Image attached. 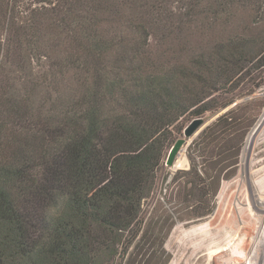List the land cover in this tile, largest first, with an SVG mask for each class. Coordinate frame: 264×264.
I'll list each match as a JSON object with an SVG mask.
<instances>
[{
  "label": "trees",
  "instance_id": "trees-1",
  "mask_svg": "<svg viewBox=\"0 0 264 264\" xmlns=\"http://www.w3.org/2000/svg\"><path fill=\"white\" fill-rule=\"evenodd\" d=\"M258 68L264 0H0V264H167L237 171L234 110L145 208L158 171Z\"/></svg>",
  "mask_w": 264,
  "mask_h": 264
},
{
  "label": "rangeland",
  "instance_id": "rangeland-1",
  "mask_svg": "<svg viewBox=\"0 0 264 264\" xmlns=\"http://www.w3.org/2000/svg\"><path fill=\"white\" fill-rule=\"evenodd\" d=\"M254 74L257 76L256 81L251 80L248 76L237 89L229 93V98L233 99V102L226 108L217 112H207L200 116L204 119L203 125L192 137L187 138L174 164L168 165L166 163L167 154L158 171L155 188L151 197L146 200L145 208H148L149 205L152 206L156 198L161 196V190H163V187L165 190L167 184L165 182V177L169 172H171V174L168 178V182L171 181L172 175L178 170H187L190 167L189 152L191 151V147H193L192 142L197 138L199 133L220 114L228 110H234V113L238 116L237 128H241L240 133H242V130L246 132L238 158L237 171L230 179L223 180L220 190L213 200L214 207L210 213L203 217H190L183 213V215H181L182 218L177 219L175 226L164 244L166 252L170 256L167 264H227L225 262L228 256L227 251L223 254L224 256H222L221 259L217 258L216 260H213L209 254L210 251L213 249L215 250L219 246L235 245L237 240L239 242V240H241L239 238L244 236L242 230H237L234 236L227 235L224 238L219 236L222 234L221 230H227V224L223 221V217L226 215H233L236 221L235 224L238 223L239 226L241 225L239 228L242 227V229L246 231L248 243L251 240H255L260 244L264 237V218H261L260 210L256 206L257 203L260 202V199L264 198V171L262 173H256L257 170L262 169V167L264 168V83L260 87H254L253 84L254 82L256 84L262 79L264 81V68L261 70L259 68L254 69ZM191 120L186 122V126ZM259 124L260 130L251 146V151L247 152L246 148L249 137L253 130L256 127L258 128ZM182 136H184V130L178 138ZM237 139L238 134L234 136V143L237 142ZM248 200L251 201L249 202ZM252 209H256L257 212ZM199 225L202 226L200 227ZM229 232H231V229H229ZM182 235L183 237H181ZM256 248V245L252 247V253L256 251ZM247 249H249V247H247ZM236 251L237 248L233 249V255ZM240 259L243 260V254L240 255L239 260ZM261 264H264V258Z\"/></svg>",
  "mask_w": 264,
  "mask_h": 264
},
{
  "label": "bare ground",
  "instance_id": "bare-ground-1",
  "mask_svg": "<svg viewBox=\"0 0 264 264\" xmlns=\"http://www.w3.org/2000/svg\"><path fill=\"white\" fill-rule=\"evenodd\" d=\"M263 117V116H262ZM261 117V118H262ZM262 121V120H261ZM260 121V122H261ZM264 123V122H263ZM259 126H260V124L258 125V128L256 127L254 130H253V132L251 133V135H250V137H249V140H248V145H247V148H246V151L247 152H250L251 151V146H252V144H253V142H254V140H255V137L257 136V134H258V132H259ZM264 127V126H263ZM259 138V137H258ZM258 140V139H257ZM247 167V166H246ZM245 167V168H246ZM264 171V168L262 167V169H259V170H257L256 171V173H262ZM264 175V174H263ZM260 177V176H259ZM261 180V179H260ZM262 181V180H261ZM263 183H264V181H263ZM252 187V186H251ZM263 188H264V184H263ZM247 189V188H246ZM229 193V192H228ZM249 193H251V192H249ZM248 193V194H249ZM233 194V193H232ZM264 195V194H263ZM247 196V195H246ZM258 200V199H257ZM249 201V200H248ZM251 201V200H250ZM249 201V202H250ZM259 201V200H258ZM252 203V202H251ZM246 204V203H245ZM238 206V205H237ZM253 206V205H252ZM257 208L260 210V215H261V218H264V198L262 199H260V202H258L257 203ZM237 208V207H236ZM247 208V207H246ZM249 210V209H248ZM252 210H256V209H252ZM251 210V211H252ZM254 211H252V212H254ZM256 212H257V210H256ZM259 213V212H258ZM223 221H225L226 222V227H227V230L226 229H224V230H221L222 231V234H220L219 236L220 237H226L227 235H229V236H234L235 234H236V232H237V230L239 231V230H242V232L244 233V236L243 237H241V238H239V239H241V240H239V242H238V240H237V243H235V245H226V246H219V247H217L215 250L213 249H211L212 251H210L209 252V254L211 255V257H212V259L213 260H216L217 258H220L221 259V257L222 256H224L223 254L227 251L228 252V256H227V254H226V263L227 264H261V262H262V260H263V258H264V237H263V239H262V241H261V243L260 244H258V242L257 241H250L249 243H248V241H247V233H246V231H244L243 229H242V227L241 228H239L240 226H239V224L237 223V224H235V220H234V216L233 215H226V216H224L223 217ZM222 221V222H223ZM209 224V223H208ZM225 225V224H224ZM197 226V225H196ZM200 226V225H199ZM202 226V225H201ZM200 226V227H201ZM212 226H215V225H212ZM231 226H233V227H231ZM205 227H206V225H205ZM210 227V226H209ZM206 229V228H205ZM229 229H231V232H229ZM193 231V230H192ZM195 232V231H194ZM193 232V233H194ZM201 232V231H200ZM210 232V231H209ZM192 233V234H193ZM197 233V232H196ZM189 234V233H188ZM187 234V235H188ZM209 235V234H208ZM239 235V234H238ZM181 237H183V235L181 236ZM200 237H201V235H200ZM199 237V238H200ZM240 237V236H239ZM192 238V237H191ZM229 238V237H228ZM203 241V240H202ZM232 242V241H231ZM230 242V243H231ZM182 243V242H181ZM180 243V244H181ZM199 243V242H198ZM207 243V242H206ZM226 243V242H225ZM248 243V244H247ZM256 243V244H255ZM205 244V243H204ZM198 245H200V244H198ZM202 245V244H201ZM222 245V244H221ZM257 246V248H256V251L254 252V253H252V247L253 246ZM193 246V245H192ZM247 247H249V249H247ZM180 248V247H179ZM188 248V247H187ZM209 248V247H208ZM235 248H237V251H236V253L233 255V249H235ZM181 249V248H180ZM185 249H186V247H185ZM190 250V249H189ZM188 250V251H189ZM188 253V252H187ZM194 254V253H193ZM206 254V253H205ZM205 254H203V255H205ZM208 254V253H207ZM243 254V260H239V257H240V255H242ZM202 255V256H203ZM180 256V255H179ZM192 256V255H191ZM190 256V257H191ZM197 256V255H196ZM199 256V255H198ZM206 256V255H205ZM207 257H208V255H207ZM206 257V258H207ZM200 258H201V256H200ZM199 258V259H200ZM198 259V260H199ZM199 262V261H198ZM211 262V261H210ZM191 263V262H190Z\"/></svg>",
  "mask_w": 264,
  "mask_h": 264
},
{
  "label": "water",
  "instance_id": "water-1",
  "mask_svg": "<svg viewBox=\"0 0 264 264\" xmlns=\"http://www.w3.org/2000/svg\"><path fill=\"white\" fill-rule=\"evenodd\" d=\"M204 119L202 117H196L184 129V136L178 138L169 150L167 161L168 165H173L177 155L182 149L183 145L187 141V138L192 137L203 125Z\"/></svg>",
  "mask_w": 264,
  "mask_h": 264
}]
</instances>
